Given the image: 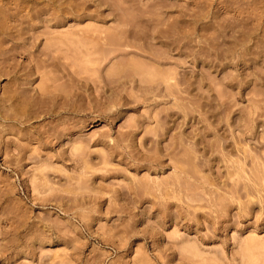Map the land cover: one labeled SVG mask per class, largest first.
Returning <instances> with one entry per match:
<instances>
[{"label":"rangeland","instance_id":"obj_1","mask_svg":"<svg viewBox=\"0 0 264 264\" xmlns=\"http://www.w3.org/2000/svg\"><path fill=\"white\" fill-rule=\"evenodd\" d=\"M263 55L264 0H0V264H264Z\"/></svg>","mask_w":264,"mask_h":264},{"label":"bare ground","instance_id":"obj_2","mask_svg":"<svg viewBox=\"0 0 264 264\" xmlns=\"http://www.w3.org/2000/svg\"><path fill=\"white\" fill-rule=\"evenodd\" d=\"M79 1H80V0H79ZM107 1H108V0H107ZM73 2H74V1H73ZM130 2H131V1H130ZM105 3H106V2H105ZM60 4H61V3H60ZM75 4H77V3H75ZM55 5H56V4H55ZM57 5H58V4H57ZM135 5H137V3H136ZM132 6H133V5H132ZM137 6H139V5H137ZM62 7H63V6H62ZM78 7H79V5H78ZM53 8H54V7H53ZM117 8H118V7H117ZM117 8H116V9H117ZM119 8H120V7H119ZM130 8H131V7H130ZM130 8H129V9H130ZM141 8H142V7H141ZM62 9H63V8H61V10H62ZM123 9H124V8H123ZM133 9H134V8H133ZM138 9H139V8H138ZM39 10H41V9H39ZM46 10H47V9H46ZM46 10H45V11H46ZM64 10H65V9H64ZM64 10H62V11H64ZM80 10H81V9H80ZM87 10H88V9H87ZM90 10H92V9H90ZM111 10H112V8H111ZM121 10H122V9H121ZM136 10H137V9H136ZM48 11H49V10H48ZM50 11H51V10H50ZM46 12H47V11H46ZM111 12H112V11H111ZM114 12H115V11H114ZM32 13H33V12H32ZM56 13H57V12H55V14H56ZM67 13H68V12H67ZM112 13H113V12H112ZM117 13H119V12H117ZM46 14H47V13H46ZM82 14H83V13H82ZM33 16H34V15H33ZM45 16H46V15H45ZM59 17H60V15H59ZM243 49H244V48H243ZM245 50H247V49H245ZM246 52H247V51H246ZM251 53H252V52H251ZM253 53H254V52H253ZM253 53H252V54H253ZM41 54H42V53H41ZM42 55H43V54H42ZM44 55H45V54H44ZM254 55H255V54H254ZM254 55H253V56H254ZM263 56H264V55H263ZM28 57H29V56H28ZM43 57L45 58V56H43ZM47 57H48V56H47ZM49 57H50V56H49ZM242 57H243V56H242ZM242 57H241V58H242ZM51 58H52V57H51ZM51 60H52V59H51ZM43 61H44V60H43ZM140 70H141V68H140ZM145 70H146V69H145ZM150 71H151V70H150ZM142 72H143V71H142ZM145 72H147V71H145ZM147 73H148V72H147ZM151 73H152V71H151ZM153 74H154V73H153ZM153 76H154V75H153ZM232 76H233V75H232ZM61 77H62V76H61ZM142 80H143V79H142ZM230 80H231V79H230ZM147 81H148V80H147ZM148 82H149V81H148ZM152 82H153V81H152ZM150 87H151V86H150ZM155 87H156V86H155ZM229 119H230V117H229ZM228 125H229V124H228ZM232 126H233V125H232ZM147 160H148V159H147ZM161 164H162V163H161Z\"/></svg>","mask_w":264,"mask_h":264}]
</instances>
